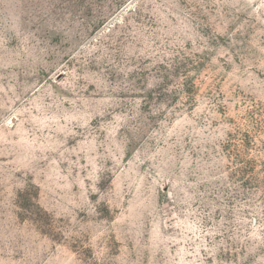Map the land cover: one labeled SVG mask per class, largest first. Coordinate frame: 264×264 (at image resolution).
<instances>
[{
  "label": "rangeland",
  "instance_id": "374dc122",
  "mask_svg": "<svg viewBox=\"0 0 264 264\" xmlns=\"http://www.w3.org/2000/svg\"><path fill=\"white\" fill-rule=\"evenodd\" d=\"M0 264H264V0H0Z\"/></svg>",
  "mask_w": 264,
  "mask_h": 264
}]
</instances>
